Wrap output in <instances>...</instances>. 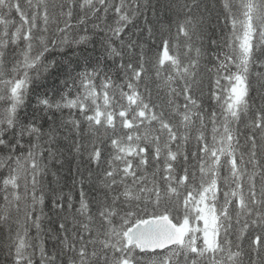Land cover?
<instances>
[{
	"label": "snow or ice",
	"instance_id": "obj_1",
	"mask_svg": "<svg viewBox=\"0 0 264 264\" xmlns=\"http://www.w3.org/2000/svg\"><path fill=\"white\" fill-rule=\"evenodd\" d=\"M0 256L264 264V0H0Z\"/></svg>",
	"mask_w": 264,
	"mask_h": 264
},
{
	"label": "trees",
	"instance_id": "obj_2",
	"mask_svg": "<svg viewBox=\"0 0 264 264\" xmlns=\"http://www.w3.org/2000/svg\"><path fill=\"white\" fill-rule=\"evenodd\" d=\"M222 175H227V172H226V170H223L222 171ZM69 182H70V178H69ZM67 190V189H66ZM33 236L35 235V230L33 229L32 230V233H31ZM45 243H46V246L47 247H51V245H50V243L47 241V239L45 240ZM0 259H2V256H0Z\"/></svg>",
	"mask_w": 264,
	"mask_h": 264
}]
</instances>
